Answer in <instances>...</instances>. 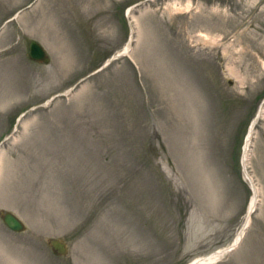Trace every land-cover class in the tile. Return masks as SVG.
<instances>
[{
  "label": "rangeland",
  "instance_id": "obj_1",
  "mask_svg": "<svg viewBox=\"0 0 264 264\" xmlns=\"http://www.w3.org/2000/svg\"><path fill=\"white\" fill-rule=\"evenodd\" d=\"M223 249L264 264V0H0V264Z\"/></svg>",
  "mask_w": 264,
  "mask_h": 264
},
{
  "label": "water",
  "instance_id": "obj_2",
  "mask_svg": "<svg viewBox=\"0 0 264 264\" xmlns=\"http://www.w3.org/2000/svg\"><path fill=\"white\" fill-rule=\"evenodd\" d=\"M28 56L31 60L36 62H41L45 64H48L50 62V57L48 56L44 47L34 39L29 41ZM229 84H231V81H229ZM254 122L255 119L252 121L251 126H253ZM2 220L3 223L12 231L23 232L26 229L24 222L15 213L11 211L3 212ZM237 243H234L233 245H231V247L237 245ZM49 244L52 249L59 255H66L68 253V245L64 240L58 238H51L49 240ZM226 250L227 249H223L222 253ZM195 262L196 261H193L191 264H196Z\"/></svg>",
  "mask_w": 264,
  "mask_h": 264
},
{
  "label": "bare ground",
  "instance_id": "obj_3",
  "mask_svg": "<svg viewBox=\"0 0 264 264\" xmlns=\"http://www.w3.org/2000/svg\"><path fill=\"white\" fill-rule=\"evenodd\" d=\"M128 12H130V10L128 11ZM127 49H129L128 48V46H127V48H126V50ZM68 93V92H67ZM261 111H263V109H261L260 111H259V113H258V115L257 116H260L261 115ZM256 116V117H257ZM261 117H262V115H261ZM254 131V130H253ZM251 132V131H250ZM248 138H249V135H248V137H247V141H248ZM246 154V153H245ZM245 156V155H244ZM246 157H247V155H246ZM248 159V158H247ZM254 205L256 206V204H255V198H252V200H251V203H250V205H249V211H251L252 210V208L254 207ZM249 214L250 213H248V215H247V220H248V217H249ZM249 224V223H248ZM247 227V226H246ZM245 229V228H244ZM244 232V231H243ZM242 232V233H243ZM240 237H241V233H239L238 234V236L236 237V240H235V243H237L238 242V240L240 239ZM233 249V248H232ZM222 254V251H219V252H217V253H215V254H213V255H211V256H209V257H205V258H201V259H197L196 260V264H207V263H210V262H213V261H215V259L219 256V255H221ZM220 259V258H219ZM214 263V262H213Z\"/></svg>",
  "mask_w": 264,
  "mask_h": 264
}]
</instances>
